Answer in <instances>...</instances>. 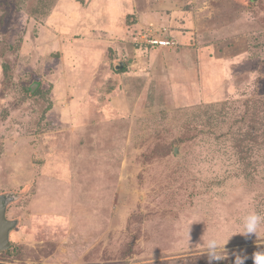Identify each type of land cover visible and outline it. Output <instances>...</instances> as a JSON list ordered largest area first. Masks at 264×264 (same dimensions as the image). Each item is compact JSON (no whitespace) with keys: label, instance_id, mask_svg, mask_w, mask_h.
Listing matches in <instances>:
<instances>
[{"label":"rangeland","instance_id":"obj_1","mask_svg":"<svg viewBox=\"0 0 264 264\" xmlns=\"http://www.w3.org/2000/svg\"><path fill=\"white\" fill-rule=\"evenodd\" d=\"M95 1L0 0V264H254L264 0Z\"/></svg>","mask_w":264,"mask_h":264},{"label":"clouds","instance_id":"obj_2","mask_svg":"<svg viewBox=\"0 0 264 264\" xmlns=\"http://www.w3.org/2000/svg\"><path fill=\"white\" fill-rule=\"evenodd\" d=\"M194 222L197 221L193 220L191 223L193 224ZM239 228L241 229V231H239L237 234H241L246 237L250 234H255L260 238V232L262 229H264V214L256 211L248 212L243 217H241ZM207 232L202 237V247L206 249L205 253H207L209 257V264H211L212 261H222L227 259L225 246L232 236L227 240H224L220 235L215 234L210 236L208 239H205ZM235 255V264H245V260L248 259L247 256H241L239 254ZM252 259L254 261V264H264V251H256L255 253H253Z\"/></svg>","mask_w":264,"mask_h":264},{"label":"water","instance_id":"obj_3","mask_svg":"<svg viewBox=\"0 0 264 264\" xmlns=\"http://www.w3.org/2000/svg\"><path fill=\"white\" fill-rule=\"evenodd\" d=\"M10 199L9 196H0V252L11 248L10 233L17 226V221L9 220L7 217Z\"/></svg>","mask_w":264,"mask_h":264},{"label":"built area","instance_id":"obj_4","mask_svg":"<svg viewBox=\"0 0 264 264\" xmlns=\"http://www.w3.org/2000/svg\"><path fill=\"white\" fill-rule=\"evenodd\" d=\"M153 44H160L162 46H170L171 42L169 41H160V40H153L151 41Z\"/></svg>","mask_w":264,"mask_h":264},{"label":"crops","instance_id":"obj_5","mask_svg":"<svg viewBox=\"0 0 264 264\" xmlns=\"http://www.w3.org/2000/svg\"><path fill=\"white\" fill-rule=\"evenodd\" d=\"M125 1V3L127 2V0H124ZM94 2H96L95 0H94ZM93 2V3H94ZM93 5V4H92ZM77 8H79V7H77ZM121 9V8H120ZM82 10V9H81ZM82 11H84V12H86V13H90L91 11H92V7L88 10V9H86V10H82ZM94 17H96L95 15H93ZM93 19V18H92ZM7 211H8V209H7ZM13 231V230H12ZM12 231H11V233H10V238H11V234H12Z\"/></svg>","mask_w":264,"mask_h":264},{"label":"trees","instance_id":"obj_6","mask_svg":"<svg viewBox=\"0 0 264 264\" xmlns=\"http://www.w3.org/2000/svg\"><path fill=\"white\" fill-rule=\"evenodd\" d=\"M10 195H11V194H9V195H8V194H7V195H2V196H7V197L9 196V197L11 198L9 204H11V202H12L11 200H12V199H15V197H12V196H10ZM8 207H9V205H8ZM7 251H8V250H7ZM5 252H6V251H5Z\"/></svg>","mask_w":264,"mask_h":264}]
</instances>
